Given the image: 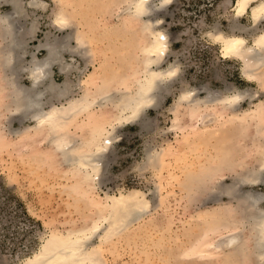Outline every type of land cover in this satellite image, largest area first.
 <instances>
[{
  "label": "rangeland",
  "instance_id": "obj_1",
  "mask_svg": "<svg viewBox=\"0 0 264 264\" xmlns=\"http://www.w3.org/2000/svg\"><path fill=\"white\" fill-rule=\"evenodd\" d=\"M9 1L0 0V15L13 12ZM22 1L26 14L19 18L14 14L18 21L14 26L18 38L24 42L23 47L16 49L15 58L11 59V65L22 70L10 69L5 64L8 41L1 36L0 26V264H22L39 250L53 230L65 232L87 228L93 223L88 216L92 213L90 209L78 194L71 191L76 180L70 169L73 167L58 152L52 159V145L46 132L36 133L28 129L34 121L25 119L17 110L18 105L13 103V87L8 84L14 77L18 84L29 87L27 72L35 66V61L47 56L44 44L49 40L60 41L66 34L73 33V29L79 34L80 28L74 21L72 27L64 30L53 27L51 22L60 0H37L41 3L34 6L29 4L30 0ZM108 1L104 4L103 0L78 2L81 21L86 19L85 22L101 29L108 25L112 33L108 34L107 27L103 31L98 28L104 38L98 37L100 41L91 42L86 47H77L75 39L72 40L71 44L77 48L74 56L67 54L65 60L77 67L69 74V78L76 82L77 91L73 89L75 98L91 86L86 79L93 71L97 72L100 65L106 63L111 69L117 67L115 59L118 54L111 55L110 49L113 44L121 45L125 40L123 37H129L121 35L123 39H119L118 34H113L112 28L119 25L118 14L124 5H120L119 0ZM235 2L171 0L153 14L169 36L167 55L160 62L163 67L176 64L178 71L160 99L155 101V106L143 110L138 120L110 130L112 143L108 144L109 152L103 160L97 194L105 197L107 193L141 189L152 203L151 213L136 223L135 229L125 232L115 243L112 241L105 245L103 258L108 260V264H257L251 250L234 256L232 253L237 251H231L224 244L228 229H242L243 223L250 219V213L244 209L240 199L218 191L217 187L232 183L236 173L239 175L256 167L259 153L264 150V127L263 132L256 134L253 128V131L244 128L242 132L239 126H230V118H227L231 115L230 107L221 117L218 113L220 106L209 107L201 115L188 112L184 105L180 111L174 107L185 89H192L195 100L207 102H213L227 92L236 94L241 91L235 109L238 112L255 107L259 100L264 101V68L258 70L260 75L246 77L242 61L236 57H224L220 43L209 34L217 29L228 33L237 29V32L251 38L252 32L240 29L242 25L250 26V18L248 14L236 16L232 8ZM258 26L264 28V20ZM59 65V61H54L49 69L57 85L66 80ZM64 103L68 104V101ZM43 104L47 110L52 105H61V101L44 98ZM94 110L97 115L99 111H112L113 107L108 104L102 110L100 107ZM213 114L219 116L221 122L214 120L208 123L212 125L210 128L226 124L223 131H215V136L203 129L205 115L215 117ZM77 117L68 129L80 141L90 132L91 118L85 115ZM222 144L227 153H221ZM149 152L152 156H159L160 164H153ZM254 190L262 192L264 185H255ZM260 205L264 206V200ZM200 234L208 235L221 245L219 250L208 251L206 256L194 252L192 245Z\"/></svg>",
  "mask_w": 264,
  "mask_h": 264
},
{
  "label": "bare ground",
  "instance_id": "obj_2",
  "mask_svg": "<svg viewBox=\"0 0 264 264\" xmlns=\"http://www.w3.org/2000/svg\"><path fill=\"white\" fill-rule=\"evenodd\" d=\"M79 1L60 0V6L55 11V17L53 20L51 19V24L57 30L72 27V22H76V26L80 28L79 34L73 29L74 31H71L73 33L66 34L59 39L60 41L49 40L44 44L47 49V56L42 60L35 61V66L29 68L27 72V78L31 84L29 87L18 84L13 77L14 74L11 75L13 78L8 84L13 87L12 91L15 95L13 103L18 105V109H15L20 111L25 119L34 121V125L29 126L28 129H33L36 133L46 132L49 143L52 145V159L56 158V152H58L62 155L63 160L73 167L70 169L73 170L76 180L73 181L71 191L78 194L86 207L90 209L92 213L88 216L93 220V223L87 228L70 229L65 232L51 231L39 250L28 256L22 264H108V260L103 258L105 245L112 243V241L115 243L117 238L125 235L128 230L135 229V224L140 223L146 215L151 213L152 201L147 193L141 189L121 191L119 194L107 193L105 197L99 196L97 189L99 188L98 180L102 172L103 160L109 150L108 144L112 143L109 139L110 133L112 134L110 130H115L127 122L138 120L143 110L148 106H155V101L160 99L161 93L172 82L178 71L176 64L163 67L160 62L167 55L169 36L161 28V21L156 18V15H153L155 11L165 7L171 0H119L118 3L124 5V9L118 14L119 25L112 28L113 34H118L119 39L123 36L129 37H123L125 40L121 45L113 44L114 46L110 49L111 55L118 54L115 59L118 61L117 67L111 69L110 65L106 63L100 65L99 70L97 69L98 71L95 73L93 71L90 77L86 79L91 86L86 90L84 89V93L79 98H75L73 93L74 90L77 91L76 82L74 83L69 78V74L72 69H77V67L65 60V55L74 56L78 45H85L86 47L91 42L93 44L97 40L100 41L98 37L104 38L103 32H98V28L101 29V27L85 22L86 19L81 21L79 17L81 10L77 8ZM107 1L103 0L102 4ZM23 2L22 0H10L9 3L12 4L13 10H11L13 12H7L4 16L0 15L1 36L7 38L8 41L5 64L10 66V69L15 67L11 65V59L15 58L16 49L21 47L24 42L18 38V31H15L14 26L18 22L17 18L26 14ZM28 2L33 6L41 3L37 0ZM101 7L103 8V6ZM101 7L100 9H102ZM104 7L106 8L105 5ZM232 8L237 17L248 14L251 21L250 26H238L248 33L252 32L251 38L237 32V29L230 33L217 29L209 34L220 43L224 57L240 59L244 65L246 77L253 78L260 73L258 70L262 71L264 68V28L258 26L264 20V0H236ZM14 14L18 17L15 18ZM110 28H106L109 29V33L106 31L108 34L112 33ZM107 33L104 34L107 36ZM74 39L77 43L76 48L71 44ZM53 60L59 61L60 71L66 75L63 84L57 85L50 75L49 69L54 62ZM18 70L22 69L18 68ZM92 86L94 87L92 88ZM240 95L241 91L236 94L231 91L217 97L213 102L197 101L192 97V89H185L176 99L174 107L180 111L184 105L188 107L185 109L188 112L201 115L209 107L214 109V107L220 106L222 107L219 108L218 112L220 117L228 109L227 107H230L231 111H229L230 109L228 111L231 115H227V118H230V126H239L242 132L244 128H246L245 130L253 128L256 134L263 132L264 101L259 100L255 102V107L238 112L235 109ZM44 98H57L61 101V105H52L50 109L46 110L43 106ZM64 101H68V104ZM108 104H112V111H99L95 115V107H100L102 110ZM79 115L88 116V119L91 118L88 125L90 132L80 141L76 139L75 135L70 134L68 129L72 126L70 124H73L72 120L78 118ZM207 115H205L206 119L204 120V131L210 132V135L214 136L216 130L223 131V126L226 124H222L219 128H210L212 125L208 124L214 120L220 123L221 118L215 114H213L215 117ZM213 125L217 126L216 124ZM195 131L198 132V130ZM201 131L203 130L201 129ZM108 139L110 141L107 142ZM224 148L226 149L225 145L222 144L221 153L225 151ZM149 155L153 164H160L158 155L152 156L150 152ZM220 155L222 156V154ZM259 156V161L256 163L257 165L255 164L256 167H253L254 169L248 171L246 169L245 173L241 172L243 174L240 173L239 175L236 173L232 183L227 186L219 184L217 188L220 192L229 193L232 198L240 199L239 202L250 213V219L243 223L242 229L240 228L238 231L233 230L237 229L236 227L228 229V238L225 239L224 244L231 251H237V253H232L234 256L251 250L254 252L257 264H264V206L260 205L261 200H264V191L254 190L255 185H264V150L263 152L260 151ZM161 162L163 161L161 160ZM163 164L167 166V163ZM245 186L246 188H244ZM247 229L248 231H246ZM245 231L249 233H245ZM208 237L206 234H200L195 239L196 243L192 245L193 251L200 255L208 251H217L221 245ZM183 257L186 259V256Z\"/></svg>",
  "mask_w": 264,
  "mask_h": 264
}]
</instances>
